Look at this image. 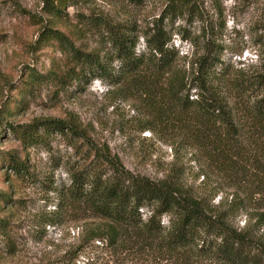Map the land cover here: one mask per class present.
<instances>
[{
    "label": "rangeland",
    "instance_id": "1",
    "mask_svg": "<svg viewBox=\"0 0 264 264\" xmlns=\"http://www.w3.org/2000/svg\"><path fill=\"white\" fill-rule=\"evenodd\" d=\"M190 3L191 10L166 22L179 51V68H189L203 53L205 41L214 38L225 45L222 58L230 70L264 73V0ZM166 4L81 0L68 4L59 20L47 12L45 0H0V219L6 223L0 228V264H221L171 250L159 237L137 229L122 227L114 250L93 238L96 232L106 235L108 221L67 193L78 172L109 179L118 163L134 175L179 184L210 214H222L231 227L253 239L264 234L257 225L260 198L233 185L209 160L192 137L195 124L189 115L164 98V78L158 85L149 81L150 73L118 86L88 74L66 78L70 84L59 78L35 86L25 82L31 70L69 73V67H76L56 43L40 46L43 27L64 33L77 49L100 53L108 67H115L107 24L136 34L139 52ZM224 93L234 106L242 102L227 87ZM48 118L76 123L81 132L54 133L48 144L36 147H27L13 132ZM9 154L27 163L26 173L10 169ZM240 200L244 207L234 209ZM169 221V216L162 219Z\"/></svg>",
    "mask_w": 264,
    "mask_h": 264
},
{
    "label": "trees",
    "instance_id": "2",
    "mask_svg": "<svg viewBox=\"0 0 264 264\" xmlns=\"http://www.w3.org/2000/svg\"><path fill=\"white\" fill-rule=\"evenodd\" d=\"M80 1L45 0L46 10L63 20L64 8ZM188 9H192L190 0H167L162 17L146 35L145 47L139 52L136 34L128 28L122 30L107 24L110 52L117 61L115 67H108L100 53L83 52L64 33L43 27L40 46L56 43L58 48L70 53L76 67H69V73L31 70L25 82L35 86L59 78L70 84L66 78L85 79L88 74L118 86L125 80L150 73L149 81L158 85L159 78H164V98L189 115L195 124L192 137L204 148L209 160L232 179L233 185L260 198L257 225L264 227V73L249 75L244 69L230 70L222 58L225 45L214 38L205 41L203 53L189 68H179V51L166 22ZM225 87L241 97L242 102L234 106L224 93ZM3 118L4 114H0V122ZM13 132L27 147H36L48 144L54 133L74 136L81 131L76 123L48 118L14 127ZM8 164L19 175L28 168L25 161L12 154L8 155ZM115 174L103 179L80 171L67 193L108 221L106 235L96 232L93 238L107 243L109 250L117 248L120 229L126 227L159 237L171 250H186L221 264H264V234L253 239L231 227L226 217L210 214L199 199L177 183L134 175L120 163L115 165ZM236 202L234 209L244 207L243 201ZM165 216L170 217L167 224L162 222ZM5 224L0 219V228Z\"/></svg>",
    "mask_w": 264,
    "mask_h": 264
}]
</instances>
